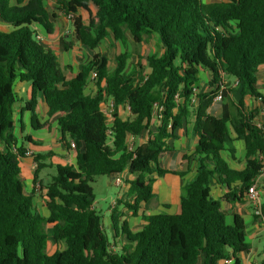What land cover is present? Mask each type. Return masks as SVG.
Here are the masks:
<instances>
[{"label":"trees","instance_id":"trees-1","mask_svg":"<svg viewBox=\"0 0 264 264\" xmlns=\"http://www.w3.org/2000/svg\"><path fill=\"white\" fill-rule=\"evenodd\" d=\"M48 2L65 16L87 13L86 22L74 17L73 28L75 39L89 49L110 36L125 45L128 32L137 42L154 37L161 53L144 58L148 71L142 57L127 71L128 51L115 56L111 70L109 59L95 53L67 78L56 56L36 39L40 31L53 33ZM262 67L264 0H0V264H217L225 259L241 264L240 255L250 248L245 221L223 203H245V192L262 167L257 110L246 107L247 98L264 103L257 88ZM92 71L94 95L85 92ZM17 81L30 84L22 111L30 113L31 127L44 126L35 112L42 98L48 117L56 118L60 142L75 145V166L47 165L52 153L33 158L35 185L43 169H55L42 186L47 217L34 208L33 192L23 187L20 162L31 141L25 136L19 144L14 133ZM219 92L223 103L212 113ZM108 100L114 106L110 135L101 110ZM121 106L129 109L125 120L118 113ZM190 119L197 136L196 169L182 186L179 211L170 213L163 204L164 211L145 214L142 206L154 198L155 179L182 175L164 169L160 157L172 151L167 140L175 139ZM19 125L23 132L21 120ZM144 130L145 141L129 150L127 136L137 139ZM230 132L244 143L240 171L223 158L234 153ZM124 172L128 188L116 204L144 224L132 231L111 212L114 235L124 243L114 250L103 216L93 208L91 183ZM212 181L228 190L224 197L210 196ZM49 244L56 247L51 253Z\"/></svg>","mask_w":264,"mask_h":264},{"label":"crops","instance_id":"crops-1","mask_svg":"<svg viewBox=\"0 0 264 264\" xmlns=\"http://www.w3.org/2000/svg\"><path fill=\"white\" fill-rule=\"evenodd\" d=\"M215 2V1H214ZM211 3V2H209ZM43 38L44 42L48 40V36L45 35L42 31L40 33ZM264 73V67H262L259 72L257 73V83L259 81V75ZM74 75V74H73ZM72 75V76H73ZM203 81H207L206 78L202 75ZM93 83H89L86 88L85 92L91 95L95 94V85ZM14 91L17 96V102L14 107V119L16 123L15 134L18 137V143L20 144L23 137L27 136L30 138L31 143L26 145V150L32 152L31 157L24 156V158L20 162V169H21V176L23 178V187L26 193L33 192V206L34 208L44 217L49 215V211L45 206L44 203V186L48 183L49 178L51 175L55 173V169L48 167L43 169L38 174V182L36 185L34 184V156L36 155H46L48 153H52V156L45 161V163L57 165V164H70L75 166L76 158H75V149L70 147H66L63 143L60 142L61 135L59 133V129L57 126L56 118L52 117L49 118L47 115L48 107L46 106L44 100L41 98L38 101V104L35 108V112L37 118L41 124L44 126L40 129L34 130L30 124V113L28 111H22V106H25L30 99V84L23 81H17L14 84ZM248 99V98H247ZM247 99H246V107L247 106ZM223 103V102H222ZM213 104L211 106L210 112L216 113L220 108L221 104ZM120 108V107H119ZM119 113V111H118ZM262 118V116H260ZM122 119V118H121ZM127 119V118H126ZM257 120L263 121L256 117ZM23 123V132L20 131L19 121ZM125 120V119H123ZM192 122L187 123L185 127L180 129L178 132H175L176 138H170L167 140L168 145L172 148L171 152L163 153L160 157L161 166L166 170L171 171H181V177L179 175L166 173L160 178H156L153 184V192L154 196L156 193H160L161 199L160 202L166 204L169 209L170 213H177L179 211V201L180 195L176 196L177 189L181 185V193H182V186L185 182L189 181L195 174L196 165L195 162L192 160V155L194 151V147L197 142V136L192 130L193 127V119ZM113 119L111 117L107 118V126H111ZM19 130V132H18ZM230 136L232 139L231 148L233 149V154L231 155L228 152L223 154V158L228 162L230 168L240 171L244 167L245 161V149L244 143L241 140L236 139V135L234 132H230ZM186 156L188 159L185 160L183 157ZM129 177L127 172H124L122 175ZM113 180V177H110ZM125 179V178H124ZM42 185H41V184ZM128 188V185H126ZM210 196L213 199H219L224 197L227 193V189L215 184L214 181L210 183ZM262 202L264 205V194L262 195ZM152 200V199H151ZM150 200V201H151ZM149 201V202H150ZM147 202V203H149ZM165 202V203H164ZM162 203L161 206L163 205ZM250 208V210L248 209ZM93 208L95 209L94 205ZM223 208H227L232 212H235L241 215L245 221L246 225V240L250 244V248L248 252L243 253L240 255L241 264H261V260L264 257V245H263V253L261 254V258H258V247L256 242L262 239V234L264 233V225L258 224L256 221V217L250 213L251 206L245 199V203H233L227 204L223 203ZM144 210V205L142 207V212ZM161 211V210H160ZM108 217V223L105 226L109 229L110 238L113 242V245L116 246L113 249H119L124 243L123 239L119 236L114 235L111 225V210ZM159 212V211H158ZM151 214V213H150ZM258 219V218H257ZM126 220V219H125ZM131 220L135 221L134 224L139 223L138 228L136 230L133 229L131 225ZM137 220H140L137 222ZM128 225L132 231H138L142 228L144 222L142 221L140 216L132 217L128 216L127 220ZM107 231V230H106ZM261 259V260H260ZM233 262V261H232ZM217 264H224L223 261H219Z\"/></svg>","mask_w":264,"mask_h":264},{"label":"rangeland","instance_id":"rangeland-1","mask_svg":"<svg viewBox=\"0 0 264 264\" xmlns=\"http://www.w3.org/2000/svg\"><path fill=\"white\" fill-rule=\"evenodd\" d=\"M201 1L204 3H209L217 0H201ZM46 6L50 14V21L53 26V33L52 35L48 36L50 38H48L47 42L46 41L44 42V38L40 34L43 38L41 41V45L44 48L52 51V53L56 56L57 62L67 78L71 77L73 74L75 75L80 70V66L88 62L92 57V55L95 53H99L102 56H105L109 59L108 65L111 70L115 66V56L121 52L128 51L130 53V58L127 61V71H130L132 69V66L137 64L138 57L143 58V60L140 61L143 70L148 71L147 64L144 58L147 55H151L154 53L155 54L161 53L160 46L158 45L154 37L143 36L142 40L137 42L128 32L125 33L126 36L125 45H123L120 41H116L112 36H110L100 41V43L95 49H89L81 45L75 39L74 28H73L74 17L80 16V18L84 22H86L87 13L82 10H79L77 14L74 16L73 15L65 16L59 10V7L54 2H48ZM89 82L93 83L92 85H94L95 81H89ZM257 88L261 93H264V73L259 75ZM222 102L223 101L221 99L220 101L215 102V104H219ZM247 106L252 110H257L258 118L263 120L264 122V103L261 99L248 98ZM110 115L109 117L112 118V116ZM119 116L122 119L128 118L129 109L127 106H121L119 108ZM260 116H262V118H260ZM190 122H192L191 119L189 120L188 123ZM146 136L147 134L146 131L144 130L141 133V135L135 140V146L144 142ZM124 178L126 179V177H123L121 185L119 186H116L114 184V181L111 180L110 177L108 176L96 177L95 180L91 183V187L93 191V205L95 207V210H97V212H99L103 216V220H102L103 227L107 230L108 235H110L109 229L105 227L108 223L107 219L110 214L108 210H111V212H113V215L115 214V216H122L120 220L123 219L127 220V217L129 216L128 212L121 204L120 205L116 204L118 200H124L126 195L127 188ZM176 189H177L176 196L181 195V185ZM160 199H161L160 193H156L154 198L149 203L143 204L144 213L150 214V213H156L160 210L164 211L162 210V206L160 204L162 202H160ZM249 206L251 205L249 204ZM248 209L250 210L249 207ZM250 213L252 212L250 211ZM255 219L258 224H262L260 219L257 218ZM139 221L140 220H137V222ZM130 222L131 225L133 226V229L136 230L139 226L138 225L139 223L134 224L133 222L135 221L133 220H131ZM256 244L259 250L258 258H261L260 256L263 253V245H264V233L262 234V239L258 240ZM55 248L56 247L53 244L48 245V251L50 253L54 251Z\"/></svg>","mask_w":264,"mask_h":264},{"label":"built area","instance_id":"built-area-1","mask_svg":"<svg viewBox=\"0 0 264 264\" xmlns=\"http://www.w3.org/2000/svg\"><path fill=\"white\" fill-rule=\"evenodd\" d=\"M36 39L41 43L42 36L37 34ZM96 80V72L93 71L90 74L89 81ZM90 83V82H89ZM222 99L221 92H219L213 99L214 102L220 101ZM191 103H194V99H191ZM156 110H160L161 108L154 104ZM102 112L108 118L109 115L112 116L114 106L111 100L102 103ZM255 124L260 128L264 140V122H260L259 120H255ZM109 130L107 134H111L110 126H108ZM135 138L131 136H127V148L132 150L135 146ZM71 147L74 148L75 145L71 142ZM27 157L32 156V152L29 150L25 151V155ZM259 160L262 161V167L258 171L257 175L253 177L251 180V184L249 185L247 191L245 192V199L251 205L252 214L261 220V223L264 225V214H263V202H262V195L264 194V153L259 156ZM113 181L116 186L121 185L122 176H113ZM224 264H232V259H225Z\"/></svg>","mask_w":264,"mask_h":264}]
</instances>
